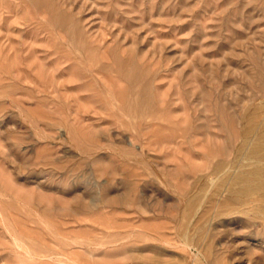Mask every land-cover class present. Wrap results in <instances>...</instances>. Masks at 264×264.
<instances>
[{"label": "rangeland", "instance_id": "obj_1", "mask_svg": "<svg viewBox=\"0 0 264 264\" xmlns=\"http://www.w3.org/2000/svg\"><path fill=\"white\" fill-rule=\"evenodd\" d=\"M263 97L264 0H0V264H264L209 174Z\"/></svg>", "mask_w": 264, "mask_h": 264}, {"label": "bare ground", "instance_id": "obj_2", "mask_svg": "<svg viewBox=\"0 0 264 264\" xmlns=\"http://www.w3.org/2000/svg\"><path fill=\"white\" fill-rule=\"evenodd\" d=\"M252 103L241 114L237 111L224 113L223 119L231 123L237 120L240 139L233 156L229 160H217L209 174L211 182L218 179L215 185L217 195L227 191L217 203L219 213H246V209L236 207L246 203V198L253 197L255 212L264 220V97L257 104ZM255 212L252 211L254 216Z\"/></svg>", "mask_w": 264, "mask_h": 264}]
</instances>
